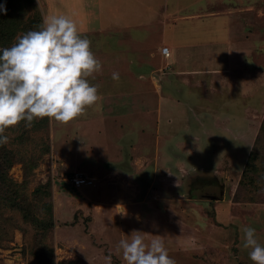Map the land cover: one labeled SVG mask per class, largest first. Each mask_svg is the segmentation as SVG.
<instances>
[{
  "label": "rangeland",
  "instance_id": "1",
  "mask_svg": "<svg viewBox=\"0 0 264 264\" xmlns=\"http://www.w3.org/2000/svg\"><path fill=\"white\" fill-rule=\"evenodd\" d=\"M33 1L0 0L11 14L0 13V38L5 36L0 46L10 47L18 34L38 30L45 17L65 15L90 40L95 55L103 35L96 33L94 3L91 9L86 4L93 0ZM227 4L230 26L244 34L229 38L235 47L228 55L230 71L221 74V84L202 87L201 95L189 89L191 104L172 109V122L166 128L161 124V136L169 139L162 152L151 147L143 152V140L151 144L153 138L141 130L127 137L138 135L142 144L121 153L117 141L126 130H118L112 119L80 123L78 115L62 123L44 117L5 130L9 139L0 146V166L8 171L0 186V264H125L118 242L130 239L133 230L143 231L145 243L162 239L175 264H254L249 249L242 247L241 226L255 228L264 245V0ZM174 57L172 52L168 62ZM225 58L220 61L226 66ZM212 64L224 67L218 60L204 67ZM91 76L90 84L102 88ZM239 94L245 105L238 106L244 101ZM237 95L239 103L233 101ZM143 104L137 103L136 110ZM241 132L246 137H236ZM129 142L122 143L127 147ZM70 173L86 175L89 183L74 189L65 181ZM256 216H261L258 225Z\"/></svg>",
  "mask_w": 264,
  "mask_h": 264
},
{
  "label": "crops",
  "instance_id": "2",
  "mask_svg": "<svg viewBox=\"0 0 264 264\" xmlns=\"http://www.w3.org/2000/svg\"><path fill=\"white\" fill-rule=\"evenodd\" d=\"M112 1L110 5L105 4L104 0L86 3L88 8L94 3L98 22L96 33L103 35V42L95 45V56L101 61L102 67L99 72L94 73L95 83L102 88L97 90L98 100L86 106L85 111L79 115L80 123L85 119L93 122L95 118H100V121L114 120L118 130H126L123 132L125 135L117 141L121 153L123 150H135L142 144L138 135L135 136L141 130L153 138L151 144L143 140V152L150 147L152 151L155 149L156 152H162L165 142L169 139L166 135L161 136V124H165L166 128V125L172 122L170 112L174 107L180 103L191 104L189 89L200 94L202 87L207 90L213 88L212 85L217 82L222 83V75L230 71L228 55L231 57V52L235 49L229 38L236 36L238 39L244 34L237 33L236 28L230 26L231 20L229 13L227 14V2L230 0ZM144 5L148 9L147 12L141 7ZM209 8L217 9L216 13L210 12ZM127 10H130L128 16L123 14ZM112 16L114 21L109 23ZM164 47L170 51L169 58L162 53ZM172 52L175 59L173 63H169ZM222 56H226V66L224 61H220ZM196 57H200V60ZM216 60L224 67H212L214 64L204 67V64L208 66L210 61L213 63ZM192 62L199 63L194 65ZM200 62H203L202 66H199ZM114 72L119 74L118 79H113ZM182 89L186 91L182 92ZM150 95H153V99ZM203 95L208 98V92ZM242 99L237 95L233 101L239 103ZM137 103H144L142 110H136ZM242 104L245 105V99L238 106ZM241 109L236 108L235 114ZM138 113L147 118L141 114V119H136L135 114ZM149 116L156 118L150 119ZM132 117L133 121L130 120ZM122 120L126 121L123 123ZM150 122L154 124L157 136L150 132ZM127 134L135 135L127 137ZM237 135L238 138L246 137V132ZM133 137L137 138L134 143L131 142ZM193 138L198 139V136ZM127 139L130 142L126 147L122 142L127 143ZM205 182L218 183L210 180ZM260 218L261 216L255 217V224L260 223Z\"/></svg>",
  "mask_w": 264,
  "mask_h": 264
},
{
  "label": "clouds",
  "instance_id": "3",
  "mask_svg": "<svg viewBox=\"0 0 264 264\" xmlns=\"http://www.w3.org/2000/svg\"><path fill=\"white\" fill-rule=\"evenodd\" d=\"M6 11L0 4V12ZM10 47L0 48V146L5 130L24 121L26 126L48 117L67 123L98 100V86L87 79L101 70L90 40L65 15L45 17L38 30L18 34ZM119 74L113 73V79ZM143 231L133 230L118 248L125 264H175L162 239L145 243ZM242 247L254 264H264V245L256 229L241 226Z\"/></svg>",
  "mask_w": 264,
  "mask_h": 264
},
{
  "label": "built area",
  "instance_id": "4",
  "mask_svg": "<svg viewBox=\"0 0 264 264\" xmlns=\"http://www.w3.org/2000/svg\"><path fill=\"white\" fill-rule=\"evenodd\" d=\"M162 53L165 57L169 58L170 57V51L167 47H164L162 49ZM66 182H69L74 188H83L85 185H87L88 178L84 174L80 173H75L73 176H66L65 178Z\"/></svg>",
  "mask_w": 264,
  "mask_h": 264
},
{
  "label": "trees",
  "instance_id": "5",
  "mask_svg": "<svg viewBox=\"0 0 264 264\" xmlns=\"http://www.w3.org/2000/svg\"><path fill=\"white\" fill-rule=\"evenodd\" d=\"M7 1H13V0H7ZM29 3L33 4L34 1L33 0H28ZM4 4V3H3ZM5 6V5H4ZM25 9V8H24ZM1 13V12H0ZM4 15H8V16H11V14L9 13V11H5V13H3ZM7 18V17H5ZM13 25H15V21L13 22ZM5 36H2V38H4ZM0 38V43L1 41H3L4 39ZM3 47L2 45L0 46V48ZM1 158V157H0ZM7 166L5 167H1L0 166V186L3 185V184H6L7 182ZM75 173H70L68 174L67 176H73Z\"/></svg>",
  "mask_w": 264,
  "mask_h": 264
},
{
  "label": "water",
  "instance_id": "6",
  "mask_svg": "<svg viewBox=\"0 0 264 264\" xmlns=\"http://www.w3.org/2000/svg\"><path fill=\"white\" fill-rule=\"evenodd\" d=\"M211 199H215L214 196H212Z\"/></svg>",
  "mask_w": 264,
  "mask_h": 264
}]
</instances>
